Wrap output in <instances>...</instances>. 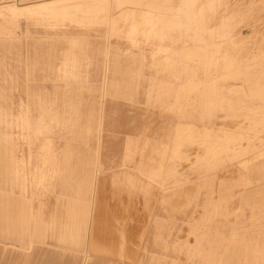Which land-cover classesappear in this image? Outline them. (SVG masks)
<instances>
[{"label": "rangeland", "instance_id": "rangeland-1", "mask_svg": "<svg viewBox=\"0 0 264 264\" xmlns=\"http://www.w3.org/2000/svg\"><path fill=\"white\" fill-rule=\"evenodd\" d=\"M23 1L0 0V28L13 29L19 43L0 42V98L6 92L15 99L19 89L5 88L9 82L15 83L7 75L17 73L20 61L23 74H27L34 61L30 62L31 54L41 51L36 56L42 63L35 69L38 76L29 83L36 85L40 103L49 101L48 108L54 96L64 92L76 93L74 100L83 109L102 106L103 121L109 106L116 109L112 115L118 120L129 118L127 108L135 103L166 110L174 107L181 119L175 136L180 169L183 174L192 173L191 183L201 186L197 185V190L218 186L226 198L224 203L238 206L240 203L233 201L242 198L240 208L224 210L234 217L224 221L239 222L240 249L250 244L264 258V163L258 161L264 160V0ZM6 34L11 35L10 30ZM52 61L61 72L63 62H68L70 67L63 73L69 82L51 79ZM81 120L83 124L85 120ZM82 132L78 130L76 138L70 139L76 158L87 154ZM2 146L0 137V157ZM199 158L198 168L194 165ZM42 162L44 170L50 167L49 158ZM211 177L218 183L212 185ZM128 184L125 174L114 178L104 174V193L108 185L117 191V186ZM186 198L189 201L190 197L179 194L175 200L180 204ZM43 200L47 213L55 212L59 222H70L71 212L64 214L60 206L70 202L68 197L44 190L33 204L37 208ZM102 204L105 208L104 201ZM221 212L199 206L190 220L170 219L168 223L177 227L173 244L179 260L197 264L211 259L202 239L215 236L213 229ZM104 220L111 219L103 217L100 224ZM60 254L55 248L53 264L75 259ZM84 255L87 259L83 264H87L88 250ZM17 262L25 261L20 258Z\"/></svg>", "mask_w": 264, "mask_h": 264}, {"label": "crops", "instance_id": "crops-1", "mask_svg": "<svg viewBox=\"0 0 264 264\" xmlns=\"http://www.w3.org/2000/svg\"><path fill=\"white\" fill-rule=\"evenodd\" d=\"M9 30L11 35L6 34ZM14 35L13 29L0 28V36L3 38L0 39L3 40L0 41L1 43L12 42L19 46ZM40 54L41 51L31 54L30 62L33 58L34 61L28 66L27 74H23L24 68L20 61L17 73L7 75L15 83L9 82L4 85L5 88L19 89L15 99L6 92H3L0 98V137L5 146L2 147L0 157V264H13L12 258L15 261L25 258V264H39L43 261L45 264H53L55 248L61 251V256L84 257L83 250L69 245V239L73 238L87 240V264H131V262L132 264L136 262L137 264H185L179 260V254L173 244L177 227L168 222L170 219L180 221L192 219L199 206L221 209L222 217H217L213 229L215 236L202 239L203 245L210 249L208 256L211 259L198 261L197 264H263L260 262L262 254L256 252L258 249L252 250L250 244H248L251 249L249 257L243 255L244 251L240 249L238 243L241 228L237 227L239 222L230 224L224 221L228 216L234 218L224 210H229L231 207L240 208L241 197L238 196L239 199L233 201L239 202L238 206H231L230 203H224L226 198L222 190L215 189L214 186H205L196 192L195 184H181L183 176L182 168L180 169L181 153L176 154L175 144L176 129L181 125L177 122L181 121L176 114L179 113L177 109L172 110L173 107L166 110L149 104L140 106L135 103L127 108L129 118L118 120L116 115H112L116 109L112 110V106H109V109L105 107L103 121L102 106L89 105L88 108L83 109L82 105L74 100L78 95L69 92L57 93L52 99L51 108H48L49 101L40 103L39 94L34 91L36 85L29 83L38 76H35V69L37 65L41 67L42 63L41 59L36 60V56ZM52 56L54 59L55 50ZM50 65L51 79L70 81L63 73L70 67L68 62H63V72L56 68L55 61ZM81 118L85 120L83 124ZM80 129H83L81 136L87 144V154L83 158H76V147L71 140L76 138ZM47 158L50 159L51 164L43 170L41 163ZM130 163L133 169L130 168ZM159 163H162L161 167ZM105 173L112 174L113 178L125 174L128 178V186L123 188L122 185L117 186L118 191H116L113 185H108L107 192L104 193ZM157 174H161L166 180ZM185 175L189 177L191 183L192 173ZM30 185L35 190L30 191ZM144 187L148 188L147 191ZM170 189L171 191L176 189L177 191H173L177 193L171 192ZM44 190L55 191L70 199L69 203L66 201L60 203L64 214L71 212V215H68L70 222H59L55 212L47 213L45 200L39 201L36 208L33 200L40 195L43 196ZM197 193H201L200 196ZM179 194L186 197L189 195L190 201L185 199L182 204H178L175 198ZM171 195L174 199L170 204ZM152 196L155 197L154 205L151 206ZM49 201L51 202L50 198ZM103 201L105 208L102 206ZM103 217L105 219L109 217L110 222L104 220L100 224ZM236 240H238L237 245H235ZM248 240L246 238V241ZM162 242H165L163 247Z\"/></svg>", "mask_w": 264, "mask_h": 264}, {"label": "bare ground", "instance_id": "bare-ground-1", "mask_svg": "<svg viewBox=\"0 0 264 264\" xmlns=\"http://www.w3.org/2000/svg\"><path fill=\"white\" fill-rule=\"evenodd\" d=\"M23 1V0H22ZM25 1V0H24ZM23 1V2H24ZM78 1V0H77ZM6 6H9V5H6ZM237 8V7H236ZM4 13V12H3ZM155 23H157V22H155L154 20L153 21H151V24H152V26H155L156 24ZM157 29V28H156ZM152 30V29H151ZM235 35V34H234ZM237 35V34H236ZM239 40V39H238ZM237 40V41H238ZM10 96V95H9ZM16 103V102H15ZM10 104V103H9ZM10 106V105H9ZM3 129V128H2ZM15 132V131H14ZM13 132V133H14ZM10 134V133H9ZM54 134V133H53ZM20 135V134H19ZM18 135V136H19ZM24 135V134H23ZM30 135V134H29ZM17 136V135H16ZM17 136V137H18ZM58 137V136H57ZM12 138H13V135H12ZM51 138H52V135H51ZM60 138V137H59ZM65 139V138H64ZM7 140V139H6ZM62 140V139H61ZM95 140V139H94ZM207 140V139H206ZM205 139H204V141L205 142H207ZM21 141V140H20ZM87 141V140H86ZM23 142V141H22ZM48 143V142H47ZM52 144H53V142H52ZM202 144H204V142L202 143ZM24 145V144H23ZM87 145V144H86ZM3 146H4V144H3ZM2 146V147H3ZM21 146V145H20ZM26 146V145H25ZM187 146V145H186ZM208 146V145H207ZM207 146H206V148H205V151H206V149H207ZM216 146V145H215ZM104 147H106V146H104ZM212 147H214L213 145H212ZM219 147V146H218ZM4 148H5V146H4ZM89 148V147H88ZM95 148V147H94ZM209 148H211V147H209ZM231 148V147H230ZM36 149V148H35ZM34 149V150H35ZM114 149H116V148H114ZM195 149V148H194ZM37 150V149H36ZM216 150H217V148H216ZM228 150V149H227ZM226 150V151H227ZM93 151H95V150H93ZM107 151V150H106ZM140 151L141 150H139L138 152L140 153ZM193 151V150H192ZM212 151H214V149L212 150ZM217 151H219V149L217 150ZM217 151H214V152H216V154H217ZM230 151H232V150H230ZM12 152V151H11ZM54 152V151H53ZM120 152V151H119ZM214 152H212V154L214 153ZM55 153V152H54ZM89 153V152H88ZM92 153V152H91ZM227 153V152H226ZM144 154V153H143ZM154 154V153H153ZM168 154V153H167ZM206 154V153H205ZM212 154H211V156H212ZM36 155H38V154H36ZM51 155V154H50ZM107 155V154H106ZM112 155V154H111ZM207 155V154H206ZM214 155V154H213ZM33 156V155H32ZM35 156V155H34ZM61 156V155H60ZM158 156V155H157ZM163 156V155H162ZM256 156H258V155H256ZM17 157V156H16ZM26 157V156H25ZM102 157V156H101ZM110 157V156H109ZM201 157V156H200ZM214 157V156H213ZM261 157V156H260ZM58 158V157H57ZM126 158V157H125ZM129 158V157H128ZM164 158V157H163ZM256 158V157H255ZM53 159V158H52ZM70 159V158H69ZM90 159H92V158H90ZM207 159V158H206ZM209 156H208V162H206L207 164H209ZM1 160V159H0ZM7 160V159H6ZM21 160V159H20ZM19 160V161H20ZM108 160V159H107ZM199 160H200V158L198 159V161H197V165H194L195 167H197L198 166V168H199ZM213 160V159H212ZM250 160V159H249ZM252 160V159H251ZM17 161V160H16ZM24 161V160H23ZM54 161V160H53ZM127 161V160H126ZM142 161V160H141ZM149 161V160H148ZM162 161H163V159H162ZM161 161V162H162ZM166 161H168V159L166 160ZM205 160H203V162H204ZM214 161H215V159H214ZM213 161V162H214ZM253 161V160H252ZM259 161V164L261 163H264V160H262L261 158L258 160ZM8 162V161H7ZM36 162V161H35ZM84 162V161H83ZM210 162H212V161H210ZM250 162V161H249ZM37 163V162H36ZM90 163V162H89ZM104 163V162H103ZM106 163V162H105ZM108 163V162H107ZM151 163V162H150ZM169 163V162H168ZM215 163V162H214ZM131 164V163H130ZM149 164V163H148ZM160 164V163H159ZM162 164V163H161ZM161 164H160V167H161ZM182 164V163H181ZM239 164V163H238ZM40 165V164H39ZM70 165V164H69ZM68 165V166H69ZM111 165V164H110ZM145 165V164H144ZM202 166H203V164H201ZM206 165V164H205ZM204 165V166H205ZM63 166V165H62ZM67 166V165H66ZM112 166V165H111ZM142 166V165H141ZM184 166V165H183ZM208 166V165H207ZM236 166V165H235ZM1 167V166H0ZM40 167V166H39ZM116 167V166H115ZM117 167H119V166H117ZM187 167H188V165H187ZM192 167V166H191ZM195 167H193V171H195ZM251 167V166H250ZM3 168V167H2ZM120 168V167H119ZM151 168V167H150ZM149 168V169H150ZM184 168V167H183ZM190 168V167H189ZM188 168V169H189ZM13 169V168H12ZM82 170H83V168H81ZM109 169H111V168H109ZM133 169V168H132ZM147 169V168H146ZM185 169V168H184ZM23 170V169H22ZM44 170V169H43ZM81 170V171H82ZM120 170V169H119ZM153 170V169H152ZM182 170V169H181ZM199 170V169H198ZM217 170V169H216ZM26 171V170H25ZM24 171V172H25ZM52 171V170H51ZM146 171H148V170H146ZM183 171V170H182ZM202 171H204V170H201V172ZM27 172V171H26ZM42 172H44V171H42ZM49 172V171H48ZM59 172V171H58ZM63 172V171H62ZM118 172V171H117ZM120 172V171H119ZM127 172V171H126ZM159 172V171H158ZM167 172V171H166ZM200 172V173H201ZM21 173V172H20ZM39 173V172H38ZM54 173V172H53ZM160 173H162V172H160ZM190 173V172H189ZM196 173V172H195ZM205 173V172H204ZM44 174V173H43ZM46 174V173H45ZM59 174H61V173H59ZM80 174V173H79ZM130 174V173H129ZM167 174V173H166ZM207 174V173H206ZM221 174V173H220ZM246 174V173H245ZM254 174V173H253ZM263 174V173H262ZM262 174L260 173V175L262 176ZM23 175H25V173L23 174ZM103 175V174H102ZM157 175H161V174H157ZM202 175V174H201ZM208 175V174H207ZM209 175H210V173H209ZM217 175V174H216ZM258 175V174H257ZM260 175H259V177H260ZM1 176V175H0ZM14 176V175H13ZM20 176V175H19ZM43 176V175H42ZM48 176V175H47ZM46 176V177H47ZM85 176V175H84ZM104 176V175H103ZM137 176V175H136ZM162 176V175H161ZM170 176H172V175H170ZM203 176V175H202ZM201 176V177H202ZM26 177H28L27 175H26ZM49 177V176H48ZM81 177V176H80ZM163 177V176H162ZM216 177V176H215ZM242 177H243V175H242ZM259 177H258V181H260V179H259ZM24 179H25V177H23ZM37 178H38V176H37ZM78 178V177H77ZM134 178H135V176H134ZM175 178V177H174ZM213 178V180L211 181V183H212V185L213 184H217L218 183V181H216V180H214V177H211V179ZM264 178V177H263ZM5 179V178H4ZM10 179V178H9ZM80 179V178H79ZM143 179V178H142ZM163 179H164V177H163ZM173 179V178H172ZM175 179H177V178H175ZM179 179V178H178ZM202 179V178H201ZM207 179H209V178H207ZM216 179V178H215ZM164 180H166V179H164ZM163 180V181H164ZM210 180V179H209ZM208 180V181H209ZM256 180V181H257ZM262 180V179H261ZM20 181V180H19ZM132 181V180H131ZM135 181V180H134ZM180 181V180H179ZM25 182V181H24ZM90 182V181H89ZM140 182V181H139ZM144 182V181H143ZM148 182V181H147ZM162 182V181H161ZM204 182V181H203ZM38 183V182H37ZM134 183V182H133ZM145 183V182H144ZM186 183H190L189 182V177H187V175H185V174H183V176H182V183L181 184H186ZM201 183V182H200ZM5 184V183H4ZM33 184H35V183H33ZM135 184V183H134ZM150 184V183H149ZM172 184H174V183H172ZM192 184V183H191ZM202 184V183H201ZM220 184V183H219ZM262 184V183H261ZM260 184V185H261ZM2 185V184H1ZM36 185V184H35ZM80 185V184H79ZM81 185H82V183H81ZM148 185V184H147ZM182 185V186H183ZM197 185H199V187H201L200 186V184L198 183ZM197 185H195V186H197ZM205 185V184H204ZM204 185H202V186H204ZM25 186V185H24ZM91 186V185H90ZM144 186V185H143ZM160 186V185H159ZM173 186V185H172ZM175 186V185H174ZM181 186V185H180ZM181 186V187H182ZM211 186V185H210ZM17 187V186H16ZM122 188H123V186H121ZM161 187V186H160ZM179 187V186H178ZM185 186H183V188H184ZM192 187V186H191ZM194 187V186H193ZM218 187V186H217ZM217 187H215V188H217ZM222 187V186H221ZM130 188V187H129ZM145 188V187H144ZM150 188V187H149ZM167 189H168V187H166ZM174 188H176V187H174ZM185 188H188V187H185ZM207 188V187H206ZM27 189V188H26ZM146 189V188H145ZM148 189V188H147ZM147 189H146V191H147ZM159 189V188H158ZM163 189V188H162ZM165 189V188H164ZM190 189H193V188H190ZM205 189V188H204ZM15 190V189H14ZM141 190V189H140ZM173 190H176V189H173ZM172 190V191H173ZM182 190H184V189H182ZM188 190V189H187ZM23 191V190H22ZM110 191H112V190H110ZM117 191H118V189H117ZM123 191V190H122ZM143 191V190H142ZM161 191H163V190H161ZM161 191H159L160 193H161ZM165 191H167V193L169 192L168 190H165ZM170 191H171V189H170ZM171 191V192H172ZM177 191V190H176ZM184 191H186V190H184ZM190 191V190H189ZM197 191H199V189L198 190H196V192ZM213 191V190H212ZM24 192H25V190H24ZM78 192V191H77ZM130 192V191H129ZM164 192V191H163ZM170 192V193H171ZM174 192V191H173ZM188 192V191H187ZM110 193V192H109ZM136 193H137V191H136ZM149 193V192H148ZM174 193H177V192H174ZM191 193V192H190ZM132 194V193H131ZM142 194V193H141ZM146 194V193H145ZM118 195V194H117ZM116 195V196H117ZM173 195V194H172ZM172 195H171V201H170V204H171V202H172V200L174 199L173 197H172ZM223 195V194H222ZM115 196V197H116ZM126 196H127V194H126ZM167 196V195H166ZM168 196H169V194H168ZM118 197H120V196H118ZM150 197V196H149ZM175 197V196H174ZM188 197V196H187ZM180 198H181V196H180ZM185 198V197H184ZM116 199H117V197H116ZM123 199V198H122ZM131 199V198H130ZM146 199V198H145ZM113 200V199H112ZM161 200V199H160ZM167 200H169V199H167ZM186 200H187V198H186ZM117 201V200H116ZM124 201V200H123ZM145 201V200H144ZM148 201V200H147ZM189 201H190V199H189ZM113 202V201H112ZM114 202H115V200H114ZM149 202V201H148ZM167 202V201H166ZM187 202V201H186ZM127 203H129V201L127 202ZM144 203H146V202H144ZM154 203V202H153ZM159 203H160V201H159ZM189 203V202H188ZM115 204V203H114ZM148 204V203H147ZM182 204V203H181ZM133 205V204H132ZM146 205V204H145ZM149 205V204H148ZM169 205V204H168ZM183 205H185V204H183ZM183 205H181V206H183ZM116 206V205H115ZM138 206V205H137ZM172 207V206H171ZM225 207V206H224ZM114 208V207H113ZM117 208V207H116ZM173 208V207H172ZM175 208H176V206H175ZM179 208H180V206H179ZM150 210V209H149ZM152 210V209H151ZM231 210V209H230ZM145 211V210H144ZM229 212V211H228ZM234 212V211H233ZM231 213V212H230ZM154 214V213H153ZM155 215V214H154ZM137 216V215H136ZM144 216V215H143ZM221 216V215H220ZM224 216V215H223ZM169 217V216H168ZM222 217V216H221ZM6 219V218H5ZM220 219V218H219ZM143 220V219H142ZM146 220V219H145ZM124 222V221H123ZM149 223V222H148ZM151 223H152V220H151ZM125 225V224H124ZM5 227V226H4ZM106 227V226H105ZM6 228V227H5ZM111 228V227H110ZM146 229V228H145ZM103 230H105V229H103ZM148 230H150V228L148 229ZM115 231V230H114ZM142 232V231H141ZM91 233H93L92 231H91ZM130 233V232H129ZM6 234V233H5ZM63 234V233H62ZM80 234V233H79ZM84 234V233H83ZM95 234V233H94ZM136 234V233H135ZM141 234V233H140ZM150 234V233H149ZM64 235V234H63ZM113 235V234H112ZM7 236H8V234H7ZM86 236V235H85ZM111 236V235H110ZM96 237H98V236H96ZM102 237V236H101ZM117 237V236H116ZM73 238V237H72ZM100 238V237H99ZM104 238V237H103ZM144 238V237H143ZM14 239V238H13ZM19 240V239H18ZM57 240V239H56ZM137 240H139V239H137ZM3 241V240H2ZM160 241V240H159ZM149 242V241H148ZM61 243V242H60ZM145 243V242H144ZM143 243V244H144ZM103 244V243H102ZM111 244V243H110ZM162 244V243H161ZM64 245V244H63ZM69 245L70 246H72V247H74V248H77V249H81V250H83L84 252L86 251V250H88V247H87V240H84V239H69ZM100 245V244H99ZM8 246V245H7ZM66 246V245H65ZM12 247V246H11ZM163 247V246H162ZM67 248H68V246H67ZM32 249V248H31ZM140 249V248H139ZM143 249H144V247H143ZM245 250V251H244ZM250 248L248 247V245H246L245 247H243V251H244V253H243V255L244 256H249L248 254H249V252H250ZM114 251V250H113ZM64 252H66V251H64ZM72 252V251H71ZM141 252V251H140ZM257 253H260L261 254V251L260 250H257L256 251ZM210 253V252H209ZM251 253V252H250ZM115 256V255H114ZM64 258V257H63ZM261 258V260H260V262L261 263H263L264 264V258H262V257H260ZM87 259V257H86V255H84V257H82V256H76V258L75 259H73L70 263H68V264H83L84 262H85V260ZM138 259V258H137ZM247 259V258H246ZM2 260H5V258H2ZM12 263L13 264H20L19 262H17V261H15L13 258H12ZM24 264L26 263V259L24 258ZM245 262H247V260H245ZM138 262H136L135 264H137ZM206 263V262H205Z\"/></svg>", "mask_w": 264, "mask_h": 264}]
</instances>
